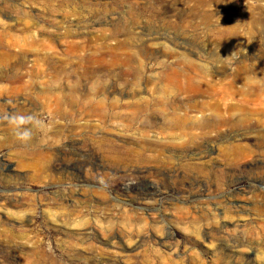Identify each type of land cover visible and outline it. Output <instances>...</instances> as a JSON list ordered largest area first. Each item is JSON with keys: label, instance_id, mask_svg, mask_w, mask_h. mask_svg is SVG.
I'll list each match as a JSON object with an SVG mask.
<instances>
[{"label": "rangeland", "instance_id": "rangeland-1", "mask_svg": "<svg viewBox=\"0 0 264 264\" xmlns=\"http://www.w3.org/2000/svg\"><path fill=\"white\" fill-rule=\"evenodd\" d=\"M140 1L141 37L127 41L125 25L105 20L118 23L134 0H0V105L15 112L25 103V114L48 126L32 146L53 148L50 159L24 163L5 150L13 171L0 177V264H264V0H238L236 16L244 21L249 9L252 20L237 23V36L224 43L193 29L191 0ZM127 58L141 62L139 77L122 76L116 62ZM26 73L29 88L12 90V79ZM210 78L232 87L237 106L220 109L225 121L200 130L197 111L213 117L219 100L207 93ZM197 86L204 93H187ZM162 100L169 109L153 108ZM79 139L94 146L95 158L82 159L76 179L57 166ZM163 162L167 175H113L117 166ZM47 168L54 177L41 179ZM115 183L130 185V194L113 192ZM152 185L161 195L138 200ZM101 193L124 206L120 216L94 204L85 211L76 200L98 203ZM65 196L70 203L59 201ZM79 224L95 229L98 240L81 235Z\"/></svg>", "mask_w": 264, "mask_h": 264}, {"label": "bare ground", "instance_id": "bare-ground-1", "mask_svg": "<svg viewBox=\"0 0 264 264\" xmlns=\"http://www.w3.org/2000/svg\"><path fill=\"white\" fill-rule=\"evenodd\" d=\"M191 1L193 4L192 5L193 7H192L191 11L190 10L189 11H190L191 17L194 19V21L192 20V22H191L193 29H195L197 31V30L202 28L204 30H207L208 32L209 31L214 32V34L212 36V40L215 42L224 43V42L231 41L232 39H234L235 36H237V33H238V28H239L238 26L239 25H237V23L240 24L241 22H243L242 24L245 25V23L250 22L252 20V13L251 12H253V11H251L249 9L247 11L246 18H244V21L240 20L236 16V14H237L236 8H237L238 3H239L238 0H191ZM134 4H135V7H133V8L130 7L129 11L126 13L128 17L126 15H124L123 18L119 19L120 23L119 22L117 23L116 22L117 20L107 21L109 18H107L105 20V23H108L111 26L118 25V24L125 25L126 26L125 27L126 33L124 34L125 35L124 39H127V41H134L136 39L137 35H139L141 37V28H140V31L137 30V29H139V28H137V25L141 21V1L140 0H134ZM4 8H7V6H5ZM5 27H6L5 20L0 16V31L2 29H4ZM146 37L148 40L149 39L150 40L155 39V37L151 38L152 35H147ZM166 37L167 36H165V35L164 36H158L157 39H163ZM263 50H264V48H263ZM116 63H113V64L118 65V63H120V66H122V68H124V70L122 71V76L133 75L135 77H139L141 75V62L138 61L136 58H127L121 62H116ZM223 64H224V62L221 63V65H222L221 66L222 67L221 73L225 74L227 72L228 65H225V64L223 65ZM170 71H173V70H170ZM31 79H33V76L30 73L18 75L16 78L12 79L13 80L12 81L13 82L12 83V90H15V91L27 90L29 88V84L32 82ZM214 79L215 78H210V80L207 82V86L211 85V88H209L207 90V93L209 92V93H212V94L219 96L218 97L219 98L218 104L212 110V112L215 114V116H213V117L208 116L206 111H203V110L197 111L198 115H200V116L197 118L195 125L200 130H202L203 128L208 126V124L211 123L210 121H212L213 119H215L216 121H213L212 123L225 121L224 118H221V114H223V113H219L220 109L227 112V111H232L234 109V107L237 106L236 104H234L235 103L234 102V92L232 90V87H230V86L224 87L220 83H218L217 81H214ZM203 89H204L203 86H197L194 89L189 88L187 90V93L189 95H191L192 93L200 94L204 91ZM112 91H114V90H112ZM182 93H184V92H182ZM15 101H14V103H15ZM143 101L144 100L141 99V111L146 112L144 110H147L149 108H148L147 104L144 103ZM142 103H144L145 105H143ZM1 104H2V102H1ZM11 104L13 105V103H11ZM25 106H26L25 103L17 105L15 112L25 114L27 111ZM169 106H170L169 102L162 100V101L158 102L157 104H154L153 108L156 107V108L167 110L170 108ZM27 108H29V107H27ZM5 109L6 108H4L3 105H0V114L7 112V110H5ZM8 112H14V111L12 109H10V111H8ZM28 112H30V111H28ZM142 133H143L142 137L145 138L146 137V129H144ZM80 137H82V136H80ZM83 142H84V139L83 140L79 139L78 142H76L75 152L69 156L65 155V157H64V159L66 158V156L68 157V158H66V159H68V162L65 164L62 163L63 165L57 166V169L61 173L67 174L69 176H73L76 179H78L79 178V176H78L79 172L77 173V167L79 165H83L82 159L83 158L84 159H89V158L94 159L95 158L94 146L91 143H89V145H84ZM72 144L75 145L74 143H72ZM32 145H33L32 143H30L29 145H24V144L18 142L13 137V135L11 134L10 129L7 126L6 122H0V177H5V178L9 177L10 172L13 171V165L8 160L7 155H6L8 152H11V150L18 157H20V159L23 160L22 163L25 162L24 160H27V159L34 160L35 158L38 159V157H46V158L50 159V156H51L50 153L53 151L52 145L44 146L43 149L41 148L39 150H38V148H36V146H32ZM31 147L36 148V149L32 150ZM147 149L149 151H152L150 149V147H147L144 143H141V150L147 151ZM5 150L7 151L6 154H5V152H6ZM58 151H57V153H58ZM128 154H130L131 156L134 155L131 151H129ZM161 157L162 156H160L159 159ZM22 163H21V165L26 166ZM164 163L165 162H163V164H161V165L156 164L154 167H151V168H149V167L140 168V167L132 165L131 167L129 166L128 168H125V169H119V167L117 166L115 168L113 175H114V177H135V176H138L142 180L145 179V174L151 173V172L154 175H159V176L167 175V173H169L168 172L169 170L164 165ZM84 165L85 166L90 165V163L85 162ZM26 168H27V166H26ZM112 168H113V166H112ZM53 174H54V172L52 171V169L47 168V169H43L42 173L39 174V176H41L40 177L41 179L48 180V179H52L54 177ZM194 181H196V183H198V185H201L202 184V177L197 176L194 178ZM148 187H147V189H148ZM151 187H152V189L149 192H146L143 194H141V191L139 190V192H137V196L140 199H138V197L136 196L137 199L141 200L142 195L146 196L147 198L151 197L152 199L157 198L161 195V190H160L161 187L159 185H157V186L152 185ZM111 190L113 192H115L116 194H121V193L123 195L127 194V193L130 194L129 192L131 191V186L130 185H122L120 183H115V185L113 187H111ZM74 197L75 196L72 195L73 202H74ZM99 198L100 199H99L98 203L93 202V199L91 198V196H82L81 199L77 198L76 200H78V201L81 200V202H83L82 205L85 206L86 208L92 207V205L94 204V207H98V208L102 209L101 212H104L105 215H111L114 213L116 216H118L119 211H121V208L123 209V207H124V206L122 207V205L117 203L118 201H116V200H114V201L107 200V196L104 193H101ZM117 200H119V199H117ZM0 201H2V200H0ZM59 201L62 204H66V203H70L71 199L69 197L65 196V197H61L59 199ZM85 207H84L85 211H91L90 208H89V210H87ZM94 219H95V217H94ZM79 225H81V224H79ZM76 227L78 228V226H76ZM111 227H115V226H110V228ZM79 230H81L80 231L81 235L86 234L88 236V235L92 234L95 236V239L98 240L97 239L98 235L95 234V232H94L95 229L91 228L90 226H86L85 224H83V225H81V227H79ZM133 233L135 234V232H133ZM5 237L8 239V241L10 243L11 242L10 240L12 239V237L9 234H6ZM170 238H171V236L168 234L165 236L166 240L167 239L169 240ZM113 240H114V237L110 238L108 240V244L112 247L114 245ZM141 241H143V238H139V237L137 238V240H134L135 246H137ZM166 243L167 242H165V240H162L161 242H159V244L162 246H166ZM167 244H169V243H167ZM11 246H13V245H11ZM22 246H24V245H22ZM166 247H167V249H172L171 247H168V246H166ZM24 248H26V246H24ZM127 249H128V251H132L131 249H134V248H129V246H128Z\"/></svg>", "mask_w": 264, "mask_h": 264}, {"label": "clouds", "instance_id": "clouds-1", "mask_svg": "<svg viewBox=\"0 0 264 264\" xmlns=\"http://www.w3.org/2000/svg\"><path fill=\"white\" fill-rule=\"evenodd\" d=\"M0 122H6L13 137L24 145H29L37 132H45L48 128L43 119L35 114L5 112L0 114ZM99 183L106 186L103 178Z\"/></svg>", "mask_w": 264, "mask_h": 264}]
</instances>
